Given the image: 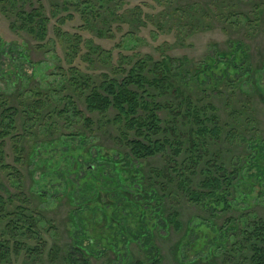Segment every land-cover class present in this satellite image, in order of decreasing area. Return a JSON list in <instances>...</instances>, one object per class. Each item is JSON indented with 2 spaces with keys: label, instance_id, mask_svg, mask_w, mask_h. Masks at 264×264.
<instances>
[{
  "label": "rangeland",
  "instance_id": "374dc122",
  "mask_svg": "<svg viewBox=\"0 0 264 264\" xmlns=\"http://www.w3.org/2000/svg\"><path fill=\"white\" fill-rule=\"evenodd\" d=\"M57 1L54 10L51 0H0V92L17 110L0 143L18 171L0 168V185L37 217L39 236L18 237L25 245L7 264H68L78 243L91 264H151L142 238L150 234L162 264H250L251 248L237 231L264 222V0ZM39 3L49 19L44 39L18 13ZM141 60L146 71L170 63L172 87L149 90L163 121L153 139L173 147L137 159L127 139L147 141L115 121L114 109L90 111L86 97ZM179 89L197 108H216L220 133L193 135ZM125 155L130 167L119 162ZM221 164L239 174L221 193L225 200L194 201L191 191ZM173 212L181 228L170 222Z\"/></svg>",
  "mask_w": 264,
  "mask_h": 264
},
{
  "label": "trees",
  "instance_id": "16d2710c",
  "mask_svg": "<svg viewBox=\"0 0 264 264\" xmlns=\"http://www.w3.org/2000/svg\"><path fill=\"white\" fill-rule=\"evenodd\" d=\"M68 2L63 0L64 7H68ZM51 5L56 10L59 5V1L51 0ZM19 16L22 20L30 26L28 30L39 39H44L47 36V25L49 19L46 17L44 7L41 3L39 6L33 7L30 11L22 9ZM57 32L59 29H56ZM72 46V45H71ZM70 45L66 46V52L69 53L72 49ZM76 47V46H75ZM148 63L145 60L139 61L130 71L129 75L121 80L118 79H105L98 86H93L91 92L86 97V103L90 111L105 114L110 109L117 111L115 121L125 123V126L130 130H135L139 137H142L144 141L140 139L128 140V144L131 146V154L140 159L142 157L154 156L159 152H165L168 146L173 147V144L167 140H156L153 136L161 131L163 121L159 118L156 111L160 109V106L156 102V96L150 95L149 88L155 87L160 91L161 94L166 93V88L172 87L170 85L171 72L170 63L163 60L162 62H156L152 65V69L146 71L145 66ZM236 64L237 63H233ZM150 65V64H148ZM147 75L153 77L148 78ZM89 79V78H88ZM169 82V83H168ZM168 83V85H166ZM135 84L140 91L132 89L131 86ZM148 86V87H146ZM176 89V88H175ZM181 101L178 102V107L181 110L186 107L187 114L191 117L192 122L195 123L194 136L198 138L204 133L210 132L212 136L220 133V125L218 123V115L216 108L208 106L207 111L204 108L200 109L193 105L190 100L184 95V91L179 89ZM149 99V100H148ZM186 102V103H185ZM34 102L31 108L34 112L38 111L37 104ZM40 104V103H39ZM72 105L76 107L74 103ZM140 111L145 112V117L140 115ZM17 110L9 105L7 98L3 97L0 92V137H5L8 134L9 128H15L14 117ZM63 114L64 111H60ZM211 124L210 130L204 127L205 122ZM90 121V119H85ZM188 125V123H186ZM182 143H178L177 147L173 150L176 154L181 153ZM260 154L264 151V147H258ZM16 151L18 156L16 161L20 162V155L22 153L18 144H16ZM2 142L0 143V168L5 172H18L15 167L7 164L3 158ZM119 162L124 163L126 167H130V163L133 160L132 156L125 155ZM136 171L138 168L133 167L131 171ZM132 171V172H133ZM239 176L236 170L228 172L225 166L221 164L215 167L212 171L210 167L204 175L203 181H201L200 191H191L192 199L199 201L202 197L209 196L210 200H225V197L221 195L222 192L226 191L233 186L234 178ZM189 180L186 178L181 183L183 186L186 185ZM1 189L8 195L4 197L0 192V221L4 224L3 234L4 238L0 239V264H7L10 262L11 255L16 253L18 249L25 245L24 242L18 239V237L33 239L38 238L37 230V217L31 213L25 204L15 206L14 203L16 196L12 195L7 191L4 185H0ZM206 190V191H205ZM205 191V192H203ZM156 196V192L153 193ZM20 196V195H19ZM18 196V197H19ZM19 201L23 202L24 199L18 198ZM227 203V202H226ZM12 204H14L12 206ZM22 205V206H21ZM161 213L158 211V214ZM179 213L173 212L170 216V222L174 223L175 226L181 228V222L179 221ZM232 221V220H227ZM229 224V222H228ZM223 227L225 233L230 232L231 228L228 225ZM233 229V228H232ZM223 233V237L224 236ZM8 235V236H7ZM237 235L243 237L246 244H249L251 248L250 264H264V222H251L248 223L243 229L237 231ZM6 236V237H5ZM238 237V236H237ZM143 248L146 252V261H150L151 264H162V255L160 249L154 244L152 235L143 236ZM38 244L41 243V238L38 240ZM12 244V245H11ZM39 245L37 248L39 249ZM77 248L79 255L74 253L68 257V264H91L88 255V250L81 243H78ZM148 261V262H149ZM136 264H145V261H137Z\"/></svg>",
  "mask_w": 264,
  "mask_h": 264
}]
</instances>
